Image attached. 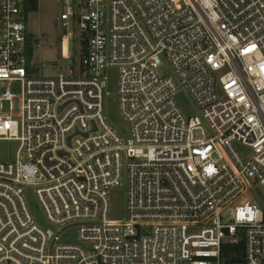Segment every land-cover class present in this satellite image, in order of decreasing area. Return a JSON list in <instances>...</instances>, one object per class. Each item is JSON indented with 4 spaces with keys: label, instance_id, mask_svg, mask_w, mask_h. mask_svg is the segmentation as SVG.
<instances>
[{
    "label": "built area",
    "instance_id": "built-area-1",
    "mask_svg": "<svg viewBox=\"0 0 264 264\" xmlns=\"http://www.w3.org/2000/svg\"><path fill=\"white\" fill-rule=\"evenodd\" d=\"M25 2L0 0V140L18 142L0 161V264H264V0H57L63 36L76 21L86 42L57 77L28 72ZM110 67L127 137L104 115Z\"/></svg>",
    "mask_w": 264,
    "mask_h": 264
},
{
    "label": "rangeland",
    "instance_id": "rangeland-1",
    "mask_svg": "<svg viewBox=\"0 0 264 264\" xmlns=\"http://www.w3.org/2000/svg\"><path fill=\"white\" fill-rule=\"evenodd\" d=\"M63 7L57 0H38L37 11L26 15L27 28L31 36L32 55L28 72L32 77H57L68 74L66 67L71 66L76 74L79 71L80 39L77 22H71L68 31L69 55L62 58L60 38L67 30L61 25L60 15ZM106 96L104 99V115L120 135L127 137L129 126L119 113L117 81L118 74L115 67L106 71ZM177 105L186 115H200L189 95L181 90L175 97ZM8 104L3 103L4 111ZM18 142L0 140V161L12 160L17 152ZM32 188L26 189L25 196L27 205L34 221L43 228H48L44 213L40 208ZM247 200V199H246ZM110 211L109 218L112 222H124L126 220V188L125 185L113 188L109 192ZM76 229L69 227L60 232L62 242H75L77 239Z\"/></svg>",
    "mask_w": 264,
    "mask_h": 264
},
{
    "label": "trees",
    "instance_id": "trees-1",
    "mask_svg": "<svg viewBox=\"0 0 264 264\" xmlns=\"http://www.w3.org/2000/svg\"><path fill=\"white\" fill-rule=\"evenodd\" d=\"M30 3L28 7L24 9V13L32 12L36 10L37 0H26ZM29 36L27 35V44H30ZM86 42L84 40L80 41L81 50L85 48ZM31 55V49L28 48L27 58L29 59ZM244 256V242L240 238L236 243L226 244L222 247L221 257L224 262L234 263L241 262Z\"/></svg>",
    "mask_w": 264,
    "mask_h": 264
},
{
    "label": "crops",
    "instance_id": "crops-1",
    "mask_svg": "<svg viewBox=\"0 0 264 264\" xmlns=\"http://www.w3.org/2000/svg\"><path fill=\"white\" fill-rule=\"evenodd\" d=\"M37 4H38V0H37ZM29 5H30V3L28 1H26L25 4H24V9L26 7H28ZM35 11H37V7H36V10ZM35 11H32V12H35ZM24 15H25V22H26V27H27V18H26L27 13L26 14L24 13ZM27 34H28V36L30 38L29 39L30 40V44H27L26 43V52H28V48L29 47L31 49V42H32L31 36L29 35V32H28V28H27ZM60 45H61V49H62L61 56H62V58L65 59L69 55V51H68V49H69V38L62 35L61 38H60ZM31 55H32V49H31ZM31 55H30L29 59L27 58L29 63H30V60H31ZM69 67L71 68V66H67L65 70H68ZM52 77H54V76H52Z\"/></svg>",
    "mask_w": 264,
    "mask_h": 264
}]
</instances>
